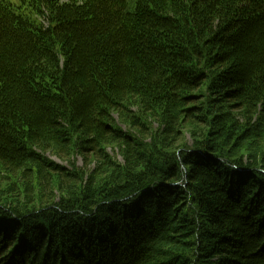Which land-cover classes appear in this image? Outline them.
Instances as JSON below:
<instances>
[{"label":"trees","instance_id":"obj_1","mask_svg":"<svg viewBox=\"0 0 264 264\" xmlns=\"http://www.w3.org/2000/svg\"><path fill=\"white\" fill-rule=\"evenodd\" d=\"M0 177V264H264V0H0Z\"/></svg>","mask_w":264,"mask_h":264},{"label":"rangeland","instance_id":"obj_2","mask_svg":"<svg viewBox=\"0 0 264 264\" xmlns=\"http://www.w3.org/2000/svg\"><path fill=\"white\" fill-rule=\"evenodd\" d=\"M115 117L117 118V116H115ZM150 126L151 127L153 126L154 129L158 128V124L153 123V121H151ZM121 127L123 129H125L126 131L128 130L126 125L121 124ZM201 131H202V128H197L196 126H192L191 123L184 124V126L182 127V130H181L180 144L188 146V147L193 146L194 141L201 135V133H200ZM108 152L110 153L111 156L115 157L118 161H123L121 153L117 149H113L110 147L108 149ZM47 157H49L51 160H53V161H55L61 165L68 166V167H71V164L68 162L69 160L71 161V163L75 164V166H77L79 168H87L88 167L91 171L96 166L95 162H93L89 165L87 163V161L90 159L85 160L83 157H81L80 155H77V154L70 157V159H67V162H63L56 155H53L50 153H47ZM1 182H2V177H0V194L4 193L5 192L4 189L8 188L7 187L8 185H5Z\"/></svg>","mask_w":264,"mask_h":264}]
</instances>
